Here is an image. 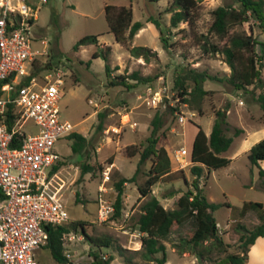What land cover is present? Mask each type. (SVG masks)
I'll list each match as a JSON object with an SVG mask.
<instances>
[{
    "label": "rangeland",
    "instance_id": "rangeland-1",
    "mask_svg": "<svg viewBox=\"0 0 264 264\" xmlns=\"http://www.w3.org/2000/svg\"><path fill=\"white\" fill-rule=\"evenodd\" d=\"M35 3L39 10L32 28V50H42L44 45L41 40L47 42L46 53L38 56L37 64L51 62L52 67L64 70L62 95L58 101L60 118L69 121L74 126V132L89 140L85 152L89 158L86 161L94 167L92 172L81 176L79 162L82 158L72 152L71 140L67 136L60 138L54 150L61 158L55 178L62 186L61 200L70 221L82 220L86 223L89 235L110 236L112 240L110 247L97 248L82 235L75 234L76 239L66 240L65 254H70L75 264H93L95 251L102 259L109 260L112 257L110 264H126L128 260L133 264H157L155 260L142 257L139 251L142 234L135 225L144 199L137 186L143 183L145 175L137 176L134 182L125 183L119 218L111 217L101 222L97 220L99 186L104 183L105 196L113 201L116 196L113 182L120 177L130 179L133 176L139 154L129 157L125 146L134 144L139 147L140 143L145 144L156 111L165 113L166 123L160 130L159 144L169 155L171 173L152 187L151 195L168 210L176 207V201L182 193L193 190L194 176L190 172L192 163L189 153L197 126L209 135L217 117L216 112L220 111L222 119L226 121V134L233 135L235 128L242 129L243 132L234 137L229 149L222 154L231 159L230 163L217 169H204L199 178V185L208 201L224 204L213 214L219 233L228 244L226 250L239 251L237 243L242 231L239 226L252 228L259 223V218L255 210L247 211L242 217L238 210L245 202H260L264 209V189L260 186L258 167L251 165L248 160L246 151L249 148L242 150L246 133L248 141L261 137L258 130L262 123V110L250 94L236 92L224 82L207 80L203 83L209 94L204 97L201 114L178 102L171 89L174 70L181 64L219 76L229 74L230 68L224 62L223 55L220 52H204L201 44L204 41L222 44L208 31L212 22L211 11L232 1L196 0L195 21H182L176 27L170 26L172 12L167 11L172 7V0H48L45 4L35 0ZM106 4L130 7L132 22H143V27L131 41L122 44L115 40L105 19ZM150 15L159 19L166 28V35L172 42L171 52L163 48L156 26L145 22ZM232 32L251 33L258 42L264 43V31L254 19L236 26ZM90 34L97 35L96 44L72 49L82 36ZM134 46L147 48V57L132 54L129 48ZM106 47L110 48V75L127 76L138 72L142 76H155L152 88L157 92V101L161 99L159 103L150 106L143 102L146 84H136L132 88L108 85L105 61L102 56L92 57L93 52ZM257 49L259 51L258 45ZM262 63L260 72L264 78V54ZM128 80L134 84L136 82ZM35 81L41 83L43 79L38 75ZM168 106L176 107V110L171 112ZM102 111L106 113L104 129L101 133H95L98 113ZM181 116L184 117L183 122L179 121ZM132 123L137 125L132 127ZM115 128L119 131L116 132ZM23 129L27 134L37 132V126L29 120L24 123ZM182 148H186L188 155L177 158L175 154ZM109 160L113 163H109ZM108 170L110 178L105 182L103 172ZM194 228L192 219L172 225L168 238L162 241L166 251L165 264H213V260L222 255L213 249L211 253L199 256V248L209 246L210 240L203 241L198 248L188 243ZM255 246L251 248L249 258L247 255V264H262L264 241ZM36 259L40 261L38 264H56L45 248L36 251Z\"/></svg>",
    "mask_w": 264,
    "mask_h": 264
},
{
    "label": "trees",
    "instance_id": "trees-1",
    "mask_svg": "<svg viewBox=\"0 0 264 264\" xmlns=\"http://www.w3.org/2000/svg\"><path fill=\"white\" fill-rule=\"evenodd\" d=\"M231 1L232 3L218 6L211 11L212 22L208 31L222 41V44L218 45L208 41L201 44L204 52H220L223 55L224 62L230 68L229 74L219 76L207 70L181 64L174 70L175 75L171 89L174 90L178 102L201 114L202 102L204 97L209 94L203 83L207 80L224 82L236 92L251 95V98L258 103L262 110L260 120L264 123V78L260 72L263 65L264 43L258 42L251 33L232 32L236 26L242 25L250 19H254L259 28L264 31V0ZM171 5V9L167 10L172 12L170 17L171 27H176L182 21H188L189 23L195 21L196 0H172ZM104 15L108 29L113 33L118 43L125 44L126 41H131L138 30L143 27V22L140 20L132 22L133 14L130 7L106 4ZM145 22H151L156 26L160 33V42L163 48L171 52L172 42H169V35H166V28L160 20L150 15ZM126 31H128L127 35H125ZM97 41V35L95 34L84 35L72 46V49L76 50L81 45L96 44ZM129 51L136 56L144 55L145 57L148 53L147 48L138 46L130 47ZM109 54V47L98 52L95 51L92 54L93 58L102 56L105 61L104 69L108 78V85H121L126 88H132L136 84L153 85V81L156 79L155 76H142L138 72H133L127 76L120 74L111 76L108 63ZM52 68L51 62L42 65L37 64L35 60L30 76L26 77L21 84H28L32 77L41 76ZM128 79L135 80V84ZM168 107L171 112L176 110V107ZM15 110L14 104H8L4 118L0 120L7 128H11L14 124ZM216 115L209 135H206L199 125L197 126L189 153V161L192 163L190 172L194 176L192 181L193 190L182 193L178 197L174 209H165L159 200L151 195L152 187L171 173L169 155L163 145L159 144L160 130L166 123L165 113L155 112L151 119V130L144 145L140 143L139 147L134 144L125 146V151L129 157L139 154V159L130 179L120 177L113 182L116 190V196L112 201L114 211L108 218H119L122 214L125 183L128 181L134 182L137 176L145 175L143 183L137 186L140 196L144 199L140 204V212L135 222L138 231L142 234L141 250L139 251L143 258L155 260L157 264H165L166 251L162 241L168 238L174 223L182 224L188 219H192L195 223L194 231L188 243L198 248L201 247L203 241L210 240L209 246L199 248L198 255L204 256L205 253H211L213 249H217L222 253L221 256L213 260V264H245L251 245L255 243L258 237L264 236L263 204L260 202H245L239 210L234 209L238 210L240 217L244 216L249 210H255L258 214L259 223L252 228L238 225L242 230L237 243L239 251L228 252L226 250L228 244L224 242L219 233L213 214L215 210L224 204L208 201L203 188L199 185V178L203 175L204 169H217L230 163L231 159L222 154L229 149L234 137L243 132L241 128H235L233 135L226 134V121L222 119V112L218 111ZM105 118L106 113L104 111L98 113L95 133H101L104 129ZM17 136L21 138V134ZM67 137L71 140L72 152L82 158L79 162L81 176L92 172L94 167L86 161L89 156L85 153L87 152L86 148L89 140L77 132H72ZM247 157L251 165L258 167L260 186L264 189V169L260 167L259 163L264 161V138L251 146L247 152ZM60 163L61 161L54 165L51 172H57ZM109 163H113V161L109 160ZM170 195L172 196L174 193H170ZM85 224L82 220H68L61 224L46 225L48 241L41 248L49 251L56 264H75L67 260L65 254L64 244L68 234H80L97 248L111 246L110 236L93 237L88 234ZM135 252H138V250ZM157 254H161V256L158 257ZM93 257L94 259L91 262L93 264H110L112 260V257L109 260L102 259L96 251L93 252ZM126 264L133 263L128 260Z\"/></svg>",
    "mask_w": 264,
    "mask_h": 264
},
{
    "label": "built area",
    "instance_id": "built-area-1",
    "mask_svg": "<svg viewBox=\"0 0 264 264\" xmlns=\"http://www.w3.org/2000/svg\"><path fill=\"white\" fill-rule=\"evenodd\" d=\"M38 1L45 4L48 0ZM38 10L35 0H0V120L8 104L16 107L11 128L0 122V264H37L36 250L48 241L45 226L69 220L61 200L62 186L55 179L57 172H51L61 160L55 143L74 132V126L60 118L58 106L65 72L53 67L40 76L41 83L32 77L28 84H21L30 76L33 62L46 53L44 39L42 50L31 47ZM156 93L148 85L143 102L150 106L159 103ZM28 120L37 126L36 133L27 134L23 129ZM185 155L186 148L175 154L177 158ZM109 171L103 172L105 182ZM103 186L97 197L100 222L114 211ZM66 239L73 241L76 236L70 233ZM66 258L71 261L70 254Z\"/></svg>",
    "mask_w": 264,
    "mask_h": 264
},
{
    "label": "crops",
    "instance_id": "crops-1",
    "mask_svg": "<svg viewBox=\"0 0 264 264\" xmlns=\"http://www.w3.org/2000/svg\"><path fill=\"white\" fill-rule=\"evenodd\" d=\"M261 124V126H259L260 127V129L258 130L260 133H261V137H257V138H255V139H253V140H251V141H248V133H246V137L244 138V143H243V148H242V150H246V149H250V147L253 145V144H255L260 138H264V123L262 122V123H260ZM248 141V142H247ZM249 149L246 151V153L249 151ZM260 166L264 169V161H262V162H260ZM262 241H264V236H261V237H258L257 239H256V241H255V243L250 247V249H249V252H248V258H249V253H250V250H251V248L254 246V248H256V246L255 245H257V244H261L262 243ZM40 249V248H39ZM38 249V250H39ZM37 251V250H36ZM261 261H262V264H264V256H263V258L261 259ZM247 262H249V259H248V261ZM247 262H246V264H247Z\"/></svg>",
    "mask_w": 264,
    "mask_h": 264
},
{
    "label": "water",
    "instance_id": "water-1",
    "mask_svg": "<svg viewBox=\"0 0 264 264\" xmlns=\"http://www.w3.org/2000/svg\"><path fill=\"white\" fill-rule=\"evenodd\" d=\"M230 97H232V96H230ZM226 112V111H225ZM225 112H224V115H225Z\"/></svg>",
    "mask_w": 264,
    "mask_h": 264
}]
</instances>
